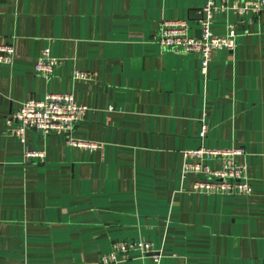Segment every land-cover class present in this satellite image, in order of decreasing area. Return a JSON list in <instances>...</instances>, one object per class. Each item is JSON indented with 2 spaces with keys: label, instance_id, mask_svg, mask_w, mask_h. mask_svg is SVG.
<instances>
[{
  "label": "crops",
  "instance_id": "1",
  "mask_svg": "<svg viewBox=\"0 0 264 264\" xmlns=\"http://www.w3.org/2000/svg\"><path fill=\"white\" fill-rule=\"evenodd\" d=\"M205 3L0 0V44L16 49L0 65V264H102L127 239L150 242L163 264H264V13L244 24L233 15L237 47L216 51L207 73L199 56L154 43L168 20L200 36ZM229 19L217 15L213 31L225 34ZM45 48L65 60L49 81L35 74ZM46 93L87 106L75 136L103 149L29 131L45 158L28 163L9 122ZM206 144L246 151L251 197L195 193L197 177L183 179L185 152ZM117 258L155 264L140 252Z\"/></svg>",
  "mask_w": 264,
  "mask_h": 264
},
{
  "label": "built area",
  "instance_id": "2",
  "mask_svg": "<svg viewBox=\"0 0 264 264\" xmlns=\"http://www.w3.org/2000/svg\"><path fill=\"white\" fill-rule=\"evenodd\" d=\"M19 1V0H12ZM229 12L238 17L242 23L248 16L259 18L264 13V0H206L199 21L200 36H195L193 27L188 20L164 21L158 33V44L163 52H178L185 55H197L201 59L202 71L207 73L213 54L219 50L234 51L236 39L240 36L236 24L227 23L225 34L218 35L213 31L217 15ZM16 49L13 44H0V65L12 66L15 61ZM64 59L55 58L51 49L42 50L35 65V74L49 81L53 78L58 67L64 64ZM77 81H90L91 76L86 72L74 71ZM113 110L112 107L109 108ZM89 108L77 102L72 93H46L43 98L29 99L22 103L9 122L11 136L16 138L25 148V160L33 163L45 158L44 151L30 148L27 133L34 131L44 138L60 136L69 147L87 151L103 149V146L81 140L75 136L76 129L86 119ZM210 128L202 124L200 138H208ZM247 153L243 148H207L186 151L184 154L183 179L189 175L197 177L194 184L195 193L207 195H231L241 198L251 197L253 190L249 180L248 168L238 162V158ZM220 162L214 166L212 162ZM133 251L143 256L152 255L155 264H163L160 255L156 254L150 242L130 241L114 245L113 252L101 257L102 264H118V255L124 260L129 259Z\"/></svg>",
  "mask_w": 264,
  "mask_h": 264
},
{
  "label": "rangeland",
  "instance_id": "3",
  "mask_svg": "<svg viewBox=\"0 0 264 264\" xmlns=\"http://www.w3.org/2000/svg\"><path fill=\"white\" fill-rule=\"evenodd\" d=\"M230 15V19L228 20V22H230V23H233V24H235L234 23V21H233V12H229V14H228V16ZM235 16V15H234ZM225 17H226V15H225ZM251 19V17L250 16H248L247 18H246V20H250ZM179 20H183V19H179ZM191 26L193 27L194 26V24H192L191 23ZM240 37V36H239ZM157 38H158V35H157V37H156V40L154 41V43H155V45L157 46V48H158V50L160 51V52H162V50H161V48H160V46H159V44H158V40H157ZM236 42H238V38L236 39ZM39 135V134H38ZM44 137H42V139H43ZM48 138V137H47ZM202 146V145H201ZM206 147L207 148H214L213 146H211V145H208V144H206ZM214 196V195H213ZM240 201H244V200H246V198H240L239 199ZM120 241H122V240H120Z\"/></svg>",
  "mask_w": 264,
  "mask_h": 264
},
{
  "label": "trees",
  "instance_id": "4",
  "mask_svg": "<svg viewBox=\"0 0 264 264\" xmlns=\"http://www.w3.org/2000/svg\"><path fill=\"white\" fill-rule=\"evenodd\" d=\"M81 124H82V123H81ZM81 124H80V125H81ZM80 125H79V126H80ZM79 126H78V127H79ZM76 130H77V129H76ZM130 241H131V240H128V239H127V240H125L124 242H130ZM119 242H123V241H117V242H115V243L113 244V247H114L115 244H117V243H119ZM133 242H136V240H133ZM133 252H135V251H133ZM121 256H122V255H121Z\"/></svg>",
  "mask_w": 264,
  "mask_h": 264
}]
</instances>
